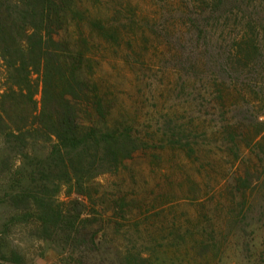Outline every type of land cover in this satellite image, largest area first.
Instances as JSON below:
<instances>
[{
	"label": "rangeland",
	"instance_id": "374dc122",
	"mask_svg": "<svg viewBox=\"0 0 264 264\" xmlns=\"http://www.w3.org/2000/svg\"><path fill=\"white\" fill-rule=\"evenodd\" d=\"M218 1L87 3L117 41L88 46L109 113L91 117L83 105L79 116L130 125L146 146L92 180L96 214L83 215L65 251L31 224L3 228L10 212L0 207L4 241L23 264H95L123 247L154 264H264V0ZM76 23L60 37L90 32ZM2 72L0 62V82ZM10 176L0 169V186ZM56 198L82 200L66 187Z\"/></svg>",
	"mask_w": 264,
	"mask_h": 264
},
{
	"label": "trees",
	"instance_id": "16d2710c",
	"mask_svg": "<svg viewBox=\"0 0 264 264\" xmlns=\"http://www.w3.org/2000/svg\"><path fill=\"white\" fill-rule=\"evenodd\" d=\"M89 2L0 0V169L11 174L0 186V207L10 212L3 228L31 224L42 240L64 241V251L87 220L83 215L96 214L89 192L92 180L117 173L146 146L130 125L100 126L79 116L83 105L91 117L105 119L109 113L93 76L99 61L88 46L117 41L115 26L94 14ZM70 20L85 23L90 32L81 28L75 38L62 39L58 30ZM32 74L40 76V90ZM37 144L43 147L36 149ZM61 187L82 200L60 203L56 197ZM88 203L92 208L87 210ZM3 232L0 264H23L24 255L8 246ZM90 241L100 245L98 235ZM114 252L106 260L98 255L91 259L95 264H154L131 249Z\"/></svg>",
	"mask_w": 264,
	"mask_h": 264
}]
</instances>
